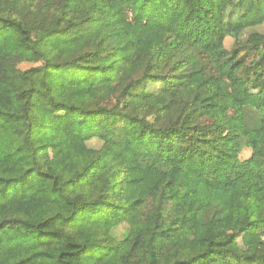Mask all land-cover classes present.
Instances as JSON below:
<instances>
[{
	"label": "trees",
	"instance_id": "obj_1",
	"mask_svg": "<svg viewBox=\"0 0 264 264\" xmlns=\"http://www.w3.org/2000/svg\"><path fill=\"white\" fill-rule=\"evenodd\" d=\"M260 230L264 0H0V264H264Z\"/></svg>",
	"mask_w": 264,
	"mask_h": 264
},
{
	"label": "rangeland",
	"instance_id": "obj_2",
	"mask_svg": "<svg viewBox=\"0 0 264 264\" xmlns=\"http://www.w3.org/2000/svg\"><path fill=\"white\" fill-rule=\"evenodd\" d=\"M242 90L246 95L252 96L254 94V91H250L246 87H243ZM147 108H145V109L143 108L141 112L144 116H147L150 118L149 115L152 113V107L148 105ZM58 118L62 121L63 120L69 121V120H66V119H69V117L66 116L65 114H60L58 116ZM184 146H186V145H184ZM50 153L53 157L63 156L66 159H70V157H71L70 154L65 153L62 142L60 139H55L52 141V144L50 147ZM249 155H250V153L246 152L243 154L242 158H248ZM216 165L219 166L220 163L217 162ZM238 242H239L240 246L242 247V249H246V250L251 249V248L255 247L258 243L264 242V230L245 234L239 238Z\"/></svg>",
	"mask_w": 264,
	"mask_h": 264
}]
</instances>
